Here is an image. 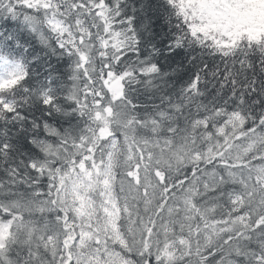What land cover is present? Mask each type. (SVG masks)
Masks as SVG:
<instances>
[{
  "label": "snow or ice",
  "instance_id": "snow-or-ice-1",
  "mask_svg": "<svg viewBox=\"0 0 264 264\" xmlns=\"http://www.w3.org/2000/svg\"><path fill=\"white\" fill-rule=\"evenodd\" d=\"M0 264H264V0H0Z\"/></svg>",
  "mask_w": 264,
  "mask_h": 264
}]
</instances>
